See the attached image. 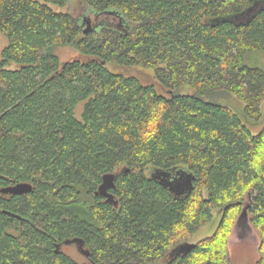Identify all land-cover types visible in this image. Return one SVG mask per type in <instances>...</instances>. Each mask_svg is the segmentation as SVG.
Masks as SVG:
<instances>
[{"label":"trees","instance_id":"16d2710c","mask_svg":"<svg viewBox=\"0 0 264 264\" xmlns=\"http://www.w3.org/2000/svg\"><path fill=\"white\" fill-rule=\"evenodd\" d=\"M76 1L106 22L86 32L52 7ZM0 32V264H79L58 249L72 239L94 264H231L249 203L264 264V127L211 98L235 95L260 119L264 68L245 55L264 52V0H0ZM64 47L80 57L61 61ZM178 167L195 175L182 196L151 176ZM108 173L114 202L96 194ZM214 209L215 232L193 242Z\"/></svg>","mask_w":264,"mask_h":264},{"label":"rangeland","instance_id":"374dc122","mask_svg":"<svg viewBox=\"0 0 264 264\" xmlns=\"http://www.w3.org/2000/svg\"><path fill=\"white\" fill-rule=\"evenodd\" d=\"M52 7L56 11L71 12L76 16L80 17L81 20L88 17L91 19L92 26L95 27H100L101 25H103L104 22H106L104 20H100L97 14L90 6H87L86 4L80 1L72 2L64 7H59L55 5H52ZM7 44L8 41L6 37H4V35L0 32V52L7 46ZM59 55L61 61L63 62L78 59L80 57L79 53L70 47L60 48ZM245 63L249 66H260L264 68V52L247 53L245 55ZM8 67L11 69L17 68L16 64L14 63L9 64ZM109 69L115 73H121L126 76H135L144 84L155 85V83L157 82V79L155 77V71L153 68H144L141 66L117 67L111 65ZM156 88L159 92L165 93L164 91L160 90L158 86ZM193 91L194 89L189 85H186L180 89V93H190ZM211 98L214 101L216 98L219 103L229 105L239 115L242 121L249 126L252 132L258 133L264 127V101L261 104L262 114L260 119L251 120L245 116V102L236 97L235 95L229 96L227 94H224L222 96H213ZM82 109L83 103H81L77 107L78 115H80ZM213 214V220L210 223L202 226L195 233L192 239L193 242H198L201 239H204L205 237L211 236L215 232L220 222L221 214L218 209H214ZM229 247V260L231 264H256L260 256L258 248V236L252 224L249 212L245 217L238 218L229 239ZM64 251L67 252V254H69L70 256L74 257L76 260L80 261L81 263L87 262V258L78 251L75 245L65 246Z\"/></svg>","mask_w":264,"mask_h":264},{"label":"water","instance_id":"95a60500","mask_svg":"<svg viewBox=\"0 0 264 264\" xmlns=\"http://www.w3.org/2000/svg\"><path fill=\"white\" fill-rule=\"evenodd\" d=\"M110 14H117L120 17V20L123 22L122 16L115 11H109ZM83 23L86 24L85 31L88 32L92 26L91 19L86 17L83 20ZM152 178L158 180L161 185L168 188L171 193L176 196H182L188 194L194 187L195 175L184 167L173 168L170 170H159L154 169L151 172ZM116 174L108 173L103 176V182L99 186L96 194L105 196L109 202H114V194L109 190L115 188L116 186ZM32 189V185L27 182L19 183L14 186L5 187L2 189L4 193H25ZM250 203L245 206L243 212L240 214V218L245 217L248 214V207ZM18 218H22L19 215H14ZM78 242L83 247V240L81 239H72L66 241V243ZM59 248V247H58ZM85 254L88 256L89 251L85 249Z\"/></svg>","mask_w":264,"mask_h":264},{"label":"flooded vegetation","instance_id":"af4514ba","mask_svg":"<svg viewBox=\"0 0 264 264\" xmlns=\"http://www.w3.org/2000/svg\"><path fill=\"white\" fill-rule=\"evenodd\" d=\"M110 192H111V190H109ZM112 193V192H111ZM70 245H75L76 247H77V249H78V251L82 254V255H84L86 258H87V262L85 263V262H80V261H78V260H76L74 257H72L73 259H75L79 264H83V263H85V264H94L91 260H90V255H86L85 254V249H86V247H85V245H83V247L81 246V244H79L78 242H72V243H64V244H62V245H58V249H59V251L60 252H65L64 251V247L65 246H70ZM65 254H67V252H65ZM67 255H69V254H67ZM70 256V255H69Z\"/></svg>","mask_w":264,"mask_h":264},{"label":"bare ground","instance_id":"6f19581e","mask_svg":"<svg viewBox=\"0 0 264 264\" xmlns=\"http://www.w3.org/2000/svg\"><path fill=\"white\" fill-rule=\"evenodd\" d=\"M83 240V239H82Z\"/></svg>","mask_w":264,"mask_h":264}]
</instances>
